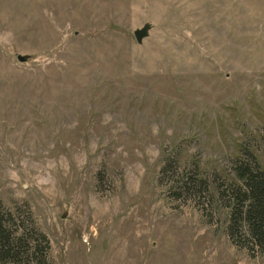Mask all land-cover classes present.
<instances>
[{
	"label": "rangeland",
	"instance_id": "obj_1",
	"mask_svg": "<svg viewBox=\"0 0 264 264\" xmlns=\"http://www.w3.org/2000/svg\"><path fill=\"white\" fill-rule=\"evenodd\" d=\"M249 151L264 0H0V216L50 264H264L227 230Z\"/></svg>",
	"mask_w": 264,
	"mask_h": 264
},
{
	"label": "trees",
	"instance_id": "obj_2",
	"mask_svg": "<svg viewBox=\"0 0 264 264\" xmlns=\"http://www.w3.org/2000/svg\"><path fill=\"white\" fill-rule=\"evenodd\" d=\"M248 153L249 158L235 156L231 177L226 180L230 208L227 230L234 243L255 252L264 249V167L251 151ZM194 178L206 188L208 181L205 176L194 175ZM193 180L189 176L181 178L182 186L189 188ZM6 213L13 219L9 210ZM1 218L0 259L9 260L10 264H50L46 257L49 240L43 232L33 225L31 231L18 225L8 227Z\"/></svg>",
	"mask_w": 264,
	"mask_h": 264
},
{
	"label": "water",
	"instance_id": "obj_3",
	"mask_svg": "<svg viewBox=\"0 0 264 264\" xmlns=\"http://www.w3.org/2000/svg\"><path fill=\"white\" fill-rule=\"evenodd\" d=\"M151 27V24L149 22H144L142 26L137 27L133 30L134 37L137 42H141L145 36L149 34V29ZM18 59L25 60L27 58L26 55L18 54Z\"/></svg>",
	"mask_w": 264,
	"mask_h": 264
}]
</instances>
